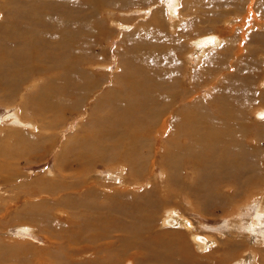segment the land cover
<instances>
[{
  "label": "bare ground",
  "instance_id": "obj_1",
  "mask_svg": "<svg viewBox=\"0 0 264 264\" xmlns=\"http://www.w3.org/2000/svg\"><path fill=\"white\" fill-rule=\"evenodd\" d=\"M21 1L25 5V14L22 13L23 15H21L19 9V15H17L18 21L22 23L24 20L23 26L26 29L30 28V30H14L15 28H11L9 31L6 28L8 30H6V36L12 38L15 37V35H19V37L20 35H23L24 38H28V40H25L26 43L23 46H17L15 42L14 47L8 45L3 48L0 47V70H3L2 73L0 72V86L4 88H1L3 91L1 90L0 100L3 101L6 100L5 98H13L16 94V88L28 80L30 82L32 80L31 77L36 78L37 80L40 77L45 76L47 81H45V83L42 82L43 84L39 85L40 87L36 90V93L33 91L34 94L27 96L24 101L22 100L24 111L20 110V113L24 115L23 117H25V115H30L29 117L38 116L39 118H45L50 114L55 116L57 112H66L71 106H81L86 95L88 97L90 96L89 93L92 88H98L99 90L104 82H111V87H108V90L104 92V95H101V98H99L100 100L98 99L99 101L93 107V117H91L90 120H87L89 122H86L87 125L85 127L81 126V128H84L81 130V133H77L75 136L68 139V143L64 142L63 145L65 146L63 147H66L67 149L69 147V151H66L67 155L64 153L63 157H60V159L63 158L65 161L63 165L70 161V159L76 161V168L78 169H75L74 171L78 174L83 173L84 171L87 173L88 169L90 171L91 167L94 163L96 164V162L117 163L128 160L132 171L141 175L147 166H141L140 163L145 156H148V153L142 152L143 149L136 146V143L140 142L141 144H145L149 141L150 143L153 142L155 144L157 138L168 135L163 143L164 148H161L160 151L163 157L162 166H165V173L167 171L168 184L172 186V189L177 188L180 190L187 187L182 181L183 174L181 173L186 170V167L195 168V175L198 182H196L197 184L195 186L193 185V190L198 188L204 190V207L201 208V210L205 208L210 210L213 208L210 203L211 199L209 198V195L213 191L218 190L221 184L228 186L227 189L228 192L230 191V195H224V197L218 198L217 201L220 203L224 202L223 204L226 207L231 205L233 201H237V197L235 200H232L237 194V185H240L241 188L250 186L252 189L249 187V190H247L250 192L251 197L259 193V191L256 193V190H259L264 186L261 163L264 156H261V151L259 150L261 141L264 140V127H261L260 129H257V127L255 128V122L251 119V116L248 115L252 110H257V117L264 119V107L259 106L261 108L256 109L257 107L255 108L253 106L254 104H251V106H248V104L244 105L249 95L254 93L253 90L247 87L248 84L252 85L253 82L249 79V73L245 67L254 62V60L251 58L252 56H242V52H245L244 49L247 37H249L252 32L257 31L256 33H258L259 30H264V18L256 12L259 9L258 3L251 0V4L247 8L248 14L246 20H242L239 16L237 17L240 20V27L242 29V35L239 40L235 36V28L230 30L231 32L230 34L228 33L229 36H227V38H224L219 34L208 37L202 34L198 35V38L190 39L192 42L197 39V43L196 46L194 45L190 47V52L188 51L189 53H187V55L191 59V64H194L193 60L198 59L196 61L199 64L197 65L198 72L202 73V78H205L206 82H210L209 80L212 78L211 74H213L214 71L220 70L224 72V70H226L224 67L229 58V54H225L223 59L220 57V54L209 56L212 55L209 51L216 50L220 53L224 48L226 49V53L230 50L233 52L232 55H235L238 59L236 69L233 68V62L231 61V71L229 70L227 73L229 75H226L228 80H223V83L219 82L221 84L216 86L214 95L210 98L208 104L196 95V84H191L192 86L189 91L183 90L185 87L179 89L178 80L180 79H178L175 74L176 70H174L173 66L170 64L171 61H174L176 57L175 54H166L165 57L162 56L161 50H158V52L157 50H153L155 51L154 55H152V52L146 53V56L144 55V61L146 60L149 62L147 67L140 65L138 68H130L129 60L123 65L118 74L104 79V76L95 75L88 71L89 69L85 71L80 68V64L82 65L91 62L86 61L88 59L87 53H83V46L89 38L87 33H84L82 29L80 31L77 30L75 34L84 35L82 39L83 42L76 40L75 37L73 38L74 34L70 35L67 32H63L65 35L59 34L58 36H55L56 40H50L51 42L49 41V43L45 42L47 44L46 46L41 48L38 47L41 53L36 50L38 46L36 44L41 42L42 38L40 37L38 30L36 31V27L33 29L32 26H49V30L51 31L49 35H52V30L59 25V20H62L63 18L65 19V16L70 20L68 16L69 11L76 10L74 14L78 12V9L80 8L79 3L92 5L93 7L95 6L98 10L100 8L102 9L104 5L107 6L106 4L111 6L132 2L133 0H70L74 5L65 2L63 6L62 4L57 5L63 0ZM187 1L192 6L194 3L198 2V0ZM187 1L185 0V4H183L186 5L188 3ZM180 4L181 2L176 0L172 7L171 5L167 7L168 10L165 8L167 10V16H171L173 25H175L176 21L180 20L181 22L182 20V9L179 11V8L183 5L180 6ZM50 5L57 6L59 8V14L57 15V22H48L47 24L45 23V20H50L51 18H47L46 16V7L48 6V9L51 8L52 10L55 8L52 6L50 7ZM38 6H42L43 8L41 7L35 10ZM188 6L186 5L188 9L191 8ZM190 10L188 13H190ZM53 11L52 15H54ZM157 14H160V16L163 17L162 10L158 11ZM75 19L77 20L75 23L84 24L85 18L79 19V17H75ZM233 22L234 21L231 18L228 21L231 25H234ZM65 23L66 22H62V24ZM155 24L153 27H155L154 29L156 30L159 26L156 27ZM61 26L62 25H60V27ZM188 26L189 25H187V28ZM151 28L152 26L150 29ZM43 29H45L46 32V28ZM43 29H41V31ZM160 33L163 34L162 32ZM191 33L192 31L190 34ZM252 36H254L256 40V34H252ZM138 37L135 38L136 43H134V46H137V53L141 54L139 50V43L141 41H139ZM171 37L172 40L174 38L173 42H176V39L178 41L180 39L179 31ZM228 38L229 40L236 38L235 43L237 44V49H235V52L233 50L235 45L232 42H225ZM161 39L165 41V43L168 40L165 36H162ZM148 40L151 44L154 42L153 38H148ZM91 41L94 43L97 42L94 39ZM147 42V40H144L143 44L150 46L149 42ZM219 45L220 47H218ZM172 47H174V45ZM12 48H15L16 51H11ZM146 49L147 48L144 50ZM252 49L256 50L255 47ZM30 51L32 52L30 55L31 65L29 66V63H26L27 65L23 66L22 64L25 63L23 60H26L27 57H22L21 55H27ZM36 51L38 54L35 53ZM49 51L51 52L49 56L52 55L51 59L53 67L33 66V62H42V58ZM132 55L135 56L136 54L132 53ZM137 59L132 58L131 62ZM152 59L154 60V63L150 62ZM214 61H217L218 63H213ZM55 67H61V71L56 79L53 77L52 73ZM23 69H28L29 73L24 74L22 72ZM191 78L193 80V77ZM198 81L199 79H196V83ZM260 83H262L260 86H264V78ZM71 85L73 87L70 89ZM28 110L30 111L29 113ZM45 120L44 122L40 121L42 122L41 124H44L46 122ZM15 126L16 125H14V127ZM46 126L48 129H52L56 125L50 120V122H47ZM35 127L36 126H34V128ZM12 134H15V136L12 137V139H9L11 142L8 146H10V151H15L18 156H22L23 154L28 156L31 153V149L34 152L37 150L36 147H40L41 145H44L45 147L41 146L40 149H47L48 147L47 139H40L39 136L35 137L33 134L24 136L18 132ZM251 139H253V141L249 142ZM52 140L53 139H51V141ZM24 145H28L29 148L24 147ZM15 153H12V155ZM123 165L121 164V166ZM62 173L63 169L60 174ZM71 175H73L72 171L69 174H62V176L68 178H70ZM79 176L80 175L74 176L75 181H70L65 186L66 192L63 194L64 196H67L70 191H74L72 189L77 188L78 183L81 182ZM206 177H209L211 182H208V184L201 183L200 179ZM191 183H193V180ZM32 189L34 188H31V192L34 193L35 190ZM262 189L264 190V188ZM90 193L91 192L81 200H75V209H83V207L88 210L89 208L93 209V206H95L94 203L101 198V195L91 196ZM198 193L199 192H197V194ZM240 193H243V191H240ZM111 196L114 197V195L107 194V199H112L113 197ZM144 198L145 197H143V199ZM244 198L242 199L241 197L242 200H244ZM261 205L264 206V201ZM34 207H32V209ZM101 210V207L98 206V209H93L92 213L89 210V214L80 212L77 215L76 211H74V213L70 212V217H68V222L70 224L68 227L70 229L72 224L75 225L71 227L69 233L63 231V235L65 236V240L68 243H71V245L51 246L55 247L53 253L45 255L43 258H40L38 254L34 259L26 262L23 258H27L28 255L21 257V254H18V252L12 255L13 248H1L2 246H0V264H122L128 257H131L130 259L135 258L136 261L134 260V264H227L226 259L236 253L239 246L237 243L240 240L243 241V239H240L238 235H236L233 236L234 238L230 242L231 244L228 243L229 246L226 245L227 247H223L217 245L218 239L216 240L210 234L192 233L190 238L195 251L198 253L197 255L192 253L190 249H187V244L184 241L185 239L181 238L183 231L174 229L181 227H186L189 230L192 229L191 221L182 214L180 215L175 209H171L170 211H168L169 209L166 210L168 212L162 216L159 223V229L160 231L163 230V233L157 231L160 234L155 235L156 232H153L155 236H152V234L149 236V240H146V238L143 239V237H147V235L142 232L143 230L132 234V240L130 238L126 239L127 233L125 232L131 233L132 231L134 232V230L137 231V229H140L141 227L139 223H144V220L136 223L131 221L130 223H127L125 228L122 227L123 222L120 221V219L117 221H111L109 219L111 214L104 215ZM233 210H235V207H233ZM205 212L207 211L205 210ZM65 213L68 214L69 211H66ZM147 215L144 218H147ZM65 216L64 219L66 218ZM260 217L261 215L257 216V220L259 223H262V218ZM25 218L26 219L20 221L25 223L26 221L31 220L29 216ZM17 221H19V219H17ZM38 222L40 221L38 220ZM255 228V226H252V231H254ZM60 231H62V228H60ZM151 231L153 230L146 232L149 235ZM101 240L106 243L78 244L80 242ZM254 243L256 244H249V247L243 250L240 256L230 264H241L242 262H245L249 257L242 255L244 252L253 257V264H264V234H262ZM213 245V249L207 252V254L199 256L200 252L207 250ZM223 250L225 251L224 254L219 252ZM79 254L80 257L83 256L82 254L91 257L89 260H83L84 262L77 261L75 258Z\"/></svg>",
  "mask_w": 264,
  "mask_h": 264
},
{
  "label": "rangeland",
  "instance_id": "obj_2",
  "mask_svg": "<svg viewBox=\"0 0 264 264\" xmlns=\"http://www.w3.org/2000/svg\"><path fill=\"white\" fill-rule=\"evenodd\" d=\"M177 1L181 2L180 6L183 5L179 8V11L182 9V20L181 22L180 20L176 21L175 25L172 24L171 16H167V7L170 5L172 7L173 3H175L176 0H133L132 2L120 3L111 6L106 4L107 6L104 5L102 9L100 8L98 10L95 6L93 7L92 5L79 3L80 8L78 9V12L76 14H74L76 10L69 11L68 16L71 21L67 16H65V19L63 18L62 20L58 21L59 25L57 24L58 26H56L58 29L55 27V31L52 30L53 36L49 35V33H51V31L49 30V26H32L33 29H35L36 27V31L38 30V33L42 38L41 42L36 44L38 45L36 50L41 53L39 48L46 46V43H49L50 40H56L55 36L63 34V32H67L70 35L74 34L73 38L75 37L76 40H80L83 42L82 39L84 35L75 34L77 30L80 31L82 29L84 33H87L88 38L90 39H87V41L85 42L83 46V53H87L88 59L86 61L91 62L86 64L84 63L82 65L80 64V68L85 71L89 69L88 71L94 73L95 75L104 76V79L110 76L113 77L114 75L118 74L121 71L123 65H125L129 60L130 68H138L140 65L143 67H147L149 62H147L146 60V62L144 61V58L146 56L145 54L148 52H152V55H154L155 51L153 50H157V52L158 50H161L162 56L165 57L166 54H175L176 57L174 61L170 60V64L173 66L174 70H176L175 74L177 75L178 79L181 80H178L179 89H183L185 87L183 90L189 91L191 89V86L196 84V95L200 97L205 103L209 104L210 98L214 95V91L216 90V86L223 83V80H228V77L226 78V75L228 76L229 74L227 73L229 72V70L231 71V61L233 62V68L236 69L238 59L235 55H232L233 52H231L230 50H228L226 53V49L224 48L220 53L216 50H213L214 52L209 51V53L212 54L209 56H216L215 54H220V57L223 59L225 57V54H229V58L226 66L224 67L226 70H224V72L220 70L214 71L213 74H211L212 78L209 80L210 82H206V79L202 78V73L198 72L197 65L199 64L196 62L198 59L193 60L192 57L194 64H191V59L187 55V53L190 52V47L194 45L196 46L197 43V39L193 40V42L190 39L198 38V35L202 34H204L206 37L219 34L224 38H227V36H229L231 32L230 30L235 28V36L239 40L242 35V29L240 27V20L237 18L239 14L235 15L234 12H239L240 8L242 7V10L240 12L244 13V11L247 10L248 6H250L251 0H198V2L194 3L193 6L186 0L188 2H186V5H189L188 7H191L189 9L186 7V5H184L185 0ZM234 1L244 2V5L238 6L234 3ZM254 1L255 3L259 4V9L256 12L264 18V0ZM65 2L70 5H74V3L70 0H63L60 4L57 5L62 4L63 6ZM51 6L52 5H50V7ZM41 7L38 6L37 8H35V10ZM52 7H55L53 9L54 11L51 8L48 9V6L46 7V16L47 18H51L50 20H45V23L47 24L48 22H57L56 20L58 19L57 15L59 14V8L55 5H53ZM19 9L21 15L25 14V5L21 0H0V15H3L0 16L1 48L6 45L14 47L15 42L17 46H23L26 43L25 40H28V38L25 39L23 35H20L22 39L24 38L23 40L19 37V35H15V37L12 38L6 36V30L8 29L10 31L11 28H15L14 30H30V28L26 29L23 26L24 20L22 21V23L18 21L17 15H19ZM160 10L163 11V17H161L160 14H157ZM189 10L190 13H188ZM52 11L54 15H52ZM75 17H79V19L85 18L84 24L75 23L77 22ZM160 17L162 18V20ZM230 18L234 21V25H231V22L228 23ZM62 22L66 23L62 24ZM154 24L156 27L159 26L156 30L154 29L155 27H153ZM60 25L62 26L60 27ZM187 25H189V29L187 28ZM151 26L152 28L150 29ZM43 28H46V32ZM41 29L43 30L41 31ZM178 31L180 39L178 41L176 39V42H173L174 38L172 40L171 36L175 35ZM191 31L192 33L190 34ZM160 32H162L163 34H161ZM256 32H252L249 37H247V42L245 43L244 49L245 52H242V56H252L251 58L254 60V62L245 67L247 68V71L249 73V79H251L253 82L252 85L248 84L247 87L253 90L254 93L249 95L244 105L248 104V106H251V104H254L253 106L255 108L257 107L256 109H259L261 107H264V88H262L264 86H260L262 84L260 82L264 78V30L261 29L258 31V33ZM252 34H256V40L254 36H252ZM162 36L167 37L168 42L166 41L165 43V41L161 39ZM136 37H138L139 41H141L139 43V50L141 54L137 53V46H134V43H136ZM148 38H153L154 42L151 44ZM155 38L157 43L155 41ZM236 38L231 40H229L228 38V40L225 41L227 43L232 42L235 45L233 48L234 52L235 49H237V44L235 43ZM92 39L96 40L97 42H92ZM144 40H147L150 46H148L147 44L144 45ZM173 45L174 47H172ZM218 47H220V45ZM254 47L256 50L252 49ZM145 48L147 49L144 50ZM11 51H16V49L12 48ZM37 51L35 52L36 54H38ZM132 53H135L136 55L134 56L132 55ZM31 54L32 52L30 51L27 55H21L22 57H27L26 60H23L25 61V63L22 64L23 66H26L28 63L29 66L31 65ZM49 54H51L50 51L47 52L46 55L42 58L43 63L38 61L33 62V66L48 68L53 67V62L51 59L52 55L49 56ZM131 56L133 59H137V57L138 59L131 62ZM152 60H150V62L154 63V60ZM213 63L218 62L214 61ZM60 71L61 67H55L52 71L53 77H55V79L58 78L57 76ZM0 72L2 73L3 70H0ZM22 72L24 74H28L29 70L23 69ZM191 77H193V80ZM31 78L32 80L30 82L28 80L18 88H16V94L13 96V98H5L6 100L3 101L0 100L1 248H13L12 255L17 252L18 254H21V257L28 255L27 258H23L25 262L34 259V257L38 254L40 258H43L45 257V255L54 252L55 247L51 246L71 245V243H68L65 240V236L63 235V231L69 233L71 231V227L75 225L72 224L70 226V229L68 227V225L70 224L68 222V217H70L71 213H74V211H76L77 215L80 212L89 214V210L92 213V210L98 209V206L101 207V211L104 215L111 214L109 216V219L111 221H117L118 219H120V221L123 222L122 227L125 228L127 226V223H130L131 221L136 223L144 220V223H139V225L141 226H139L141 230L137 229V231L134 230V232L132 231L131 233L125 232L127 233L126 239L130 238L131 240L132 234L142 230V232L147 235L146 237L143 234L145 236L143 237V239L146 238V240H149V236H151L153 232H156L155 235L163 233V230L160 231L159 229V223L161 221L160 219L168 211H170L171 209H175L180 215L182 214L191 221L192 229L189 230L186 227L174 229L183 231L181 238L185 239L184 241L187 244V249H190L192 253H195L197 255L198 253L195 251L192 240L190 238V235L192 233L210 234L216 240L218 239L217 245L223 247L229 246L228 243L233 240V236L238 235V237L240 239H243V241L240 240L237 243V245L239 246L236 250V253L230 258L226 259L227 264L232 263L233 260L240 256L241 252L249 247V244H256L254 242H256V240L261 237L262 234H264V206L261 205L264 201V190L262 189L264 188L263 185L261 189L256 190V193L258 191L259 193L252 197L250 192L248 191L250 186L241 188L240 185H237V194L234 199H232L235 200V198L237 197V201H233L231 205L226 207L223 204L224 202L220 203L219 201H217L218 198H222L224 197V195H230V191L228 192L227 189L228 186L221 184L218 190L213 191L209 195V198L211 199L210 203L213 208L210 210H207L206 208L202 209L204 212L201 210V208L204 207V190H200L199 188L193 190V187L197 184L196 182H198V179L195 175V168L186 167V170L181 173L183 174L182 181L187 187L180 190L177 188H175L177 190L172 189V186L168 184L167 171L165 173L164 170L165 166H162L163 157L162 153L160 152L161 148H164L163 143L168 135H166L165 137L163 136L164 138H157L155 144L151 142L152 147L149 141L145 144H141L140 142L136 143V146L143 149L142 152L148 153V156H145V158H143L140 163L141 166H147L143 174L141 175H138L134 173V171H132L128 160L120 161L117 163L96 162V164H93L90 171L88 169L87 173L86 171H84L83 173L78 174L74 171L75 169H78L76 168V161L70 159V161L63 165L65 161L63 158L60 159V157H63L64 153H66L67 155L66 151H69V147L68 149L66 147H63L65 146L63 145L64 142L68 143V139L75 136L77 133H81V130L84 129L81 128V126L85 127L89 122L87 120H90L91 117H93V107L100 100L99 98H101V95H104V92L108 90V87H111V82H104L99 90L98 88H92L89 93L90 96L88 97L86 95L83 104L79 107L71 106V110L69 108L66 112H57L59 114L56 113L55 116L50 114L45 118H39L38 116L29 117L30 115H25V117H23L24 115L20 113V110L24 111L22 100L24 101L27 96L36 93V90L40 87L39 85L47 81V78L45 76L40 77L37 80L36 78ZM196 79H199L197 83ZM200 81L202 82V84ZM72 87L73 86L71 85L70 89ZM1 88L4 89L0 86V94L3 91ZM33 91L35 92L33 93ZM253 111L254 110H252L248 116H251V119L255 122V128H263L264 122L262 121H264V119L257 117V110L254 112ZM29 112L30 111L28 110V113ZM44 120L46 121V124L51 120L56 126H54L52 129H48L45 123L44 126V124H41L42 122H40H44ZM14 125L16 126L14 127ZM34 126L36 127L34 128ZM14 132L21 133L24 136L33 134L35 137L39 136L40 139H47L48 147L47 149H40L41 146L45 147L44 145H41L40 147H36L37 150L34 152L31 149L32 151L30 150L31 153L28 156L24 154L22 156H18L15 151H10V146H8V144L11 142V140L9 139H12V137L15 136V134H12ZM51 139H53L54 141H51ZM252 141L253 139H251L249 142ZM260 145L261 146L259 147V150L261 151V156L263 157L264 140L261 141ZM24 147L29 148L28 145H24ZM62 147L65 151L62 149ZM12 153L15 154L12 155ZM261 163L263 169L262 178L264 180V158ZM121 164L124 165L121 166ZM62 169V174H69L72 171L73 175H71L70 178L62 176V174H60ZM78 175H80L79 179L81 180V182L78 183V186L76 185L77 188L72 189L74 191H70L67 196H64L63 194L66 192L65 186L70 181L74 182V176ZM192 180L193 183H191ZM200 182L203 184H208V182L210 183L211 180L209 179V177H206L201 178ZM31 188H34L32 189L35 190L34 193L31 192ZM250 189L252 188L250 187ZM153 191L156 194H154ZM240 191H243L244 194L240 193ZM89 192H91V196L101 195V198L98 199L96 203H94L95 206H93V209L89 208L88 210L85 209V207H83V209H75V200H81ZM197 192H199V195L197 194ZM107 194L114 195V197L111 196L113 197L112 199H107ZM240 196L242 197V199L244 197L246 198L242 200ZM143 197L145 198L143 199ZM134 204L135 207L139 206L137 207L139 209L135 208ZM194 205H196L197 207ZM32 207L34 208L32 209ZM233 207H235L236 211L233 210ZM166 208L169 210L166 211ZM205 210L207 212H205ZM66 211H69V213L66 214ZM146 215L147 218H144L146 217ZM259 215H261L260 218H262V223H259V221L257 220V216ZM27 216H29L31 220H28L25 223L20 221L26 219L25 217ZM64 216L66 217L65 219ZM17 219H19L20 223L19 221H17ZM38 220L40 222H38ZM252 226L256 227L254 231H252ZM60 228H62V231H60ZM150 230L153 231H151L148 235L147 232H149ZM157 231H159L160 233ZM155 235L153 234L152 236ZM90 243L106 242L101 240L80 242L78 244ZM213 247L214 245L210 246L207 250L200 252L199 256L207 254V252L213 249ZM219 252L223 254L225 253L224 250ZM82 255V257H80V254L77 255L75 259L77 261L84 262L86 260H89L91 257L85 254ZM242 255H245L249 258L241 264H253L252 262L254 261V259H252L253 257L251 255L249 256V254L245 252L242 253ZM130 258L131 257H128L122 264H134L136 261L135 258Z\"/></svg>",
  "mask_w": 264,
  "mask_h": 264
},
{
  "label": "crops",
  "instance_id": "obj_3",
  "mask_svg": "<svg viewBox=\"0 0 264 264\" xmlns=\"http://www.w3.org/2000/svg\"><path fill=\"white\" fill-rule=\"evenodd\" d=\"M234 3L236 4V5H238V6H242V5H244V2L242 3V2H236V1H234ZM242 10V7L240 8V10H239V12L237 11V12H234V14H239V17L242 19V20H246L247 19V14H248V12H247V10H245L244 11V13H241L240 11ZM231 14H233V13H231ZM238 17V16H237Z\"/></svg>",
  "mask_w": 264,
  "mask_h": 264
}]
</instances>
